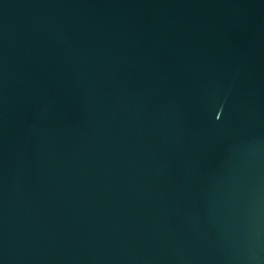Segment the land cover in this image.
I'll return each instance as SVG.
<instances>
[{
	"label": "water",
	"instance_id": "95a60500",
	"mask_svg": "<svg viewBox=\"0 0 264 264\" xmlns=\"http://www.w3.org/2000/svg\"><path fill=\"white\" fill-rule=\"evenodd\" d=\"M0 264H264V0H0Z\"/></svg>",
	"mask_w": 264,
	"mask_h": 264
}]
</instances>
